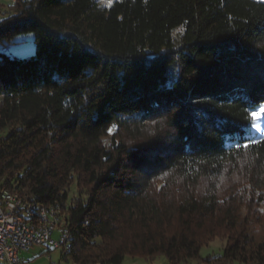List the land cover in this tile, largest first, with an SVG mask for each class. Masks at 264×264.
Here are the masks:
<instances>
[{"label":"trees","instance_id":"16d2710c","mask_svg":"<svg viewBox=\"0 0 264 264\" xmlns=\"http://www.w3.org/2000/svg\"><path fill=\"white\" fill-rule=\"evenodd\" d=\"M11 7L0 18V190L60 209L71 237L61 259L264 264V136L249 115L264 105V3ZM21 34L33 35L31 57L6 53ZM216 238L221 254L201 260Z\"/></svg>","mask_w":264,"mask_h":264},{"label":"built area","instance_id":"2783aa9c","mask_svg":"<svg viewBox=\"0 0 264 264\" xmlns=\"http://www.w3.org/2000/svg\"><path fill=\"white\" fill-rule=\"evenodd\" d=\"M7 190V189H4ZM14 194V203L0 202V264H21L20 254L28 252L34 246L51 245L56 250H66L68 247L67 231L64 223L58 222V227H49L46 218L38 216L40 233L30 234L24 226V215L30 208L28 196ZM51 208L54 210L55 205ZM57 239H52L53 234Z\"/></svg>","mask_w":264,"mask_h":264},{"label":"rangeland","instance_id":"374dc122","mask_svg":"<svg viewBox=\"0 0 264 264\" xmlns=\"http://www.w3.org/2000/svg\"><path fill=\"white\" fill-rule=\"evenodd\" d=\"M15 0H0V18L3 17L8 10H12L11 6L13 5ZM258 2H263L264 0H254ZM11 7V8H10ZM9 11V12H10ZM35 52V47H34V42H33V35L32 34H21L18 35L14 38L13 43L9 44L6 47V53L11 56V57H19V58H26V57H31L34 55ZM255 112L260 113V110L257 109ZM253 120V117H252ZM257 126L261 129L260 131H257L255 127L251 126L254 133L257 134L258 136H264V116L263 114L259 115V118L256 120ZM6 135V131L1 132L0 136ZM75 192V187L72 186L70 189V196L72 193L74 194ZM253 231L259 233L260 235L262 234V229L260 228V225L258 226H253ZM52 239H57V234L54 233L52 236ZM224 240L216 238L212 242L209 243L208 246H205L201 248L199 252L200 259L205 260L208 257H213V256H219L221 254V249L224 246ZM33 250H43L44 254L40 255L37 254L35 257V261L38 262V264H73L72 262L69 261H64L61 259V251L53 249L51 245H46V246H34L32 249ZM49 251V252H47ZM33 257V256H32ZM136 264H168L167 260L165 259L164 256L159 255L156 256L152 259H144V258H137V259H132V258H125L122 264H133V261H136ZM27 264V261H26ZM186 264H202V263H196L195 261H189Z\"/></svg>","mask_w":264,"mask_h":264},{"label":"bare ground","instance_id":"6f19581e","mask_svg":"<svg viewBox=\"0 0 264 264\" xmlns=\"http://www.w3.org/2000/svg\"><path fill=\"white\" fill-rule=\"evenodd\" d=\"M0 202L3 203H14V194L8 193L7 190H0ZM28 203L30 204V208L27 209V214L24 215V226L27 232L30 234H37L40 233V226L38 224V216H43L46 218V224L49 227H58V222H62V216L60 209L55 206V216L54 218V210L51 206L40 205L36 201H33L28 198ZM67 231V240L68 245L70 243V234L68 229L65 227Z\"/></svg>","mask_w":264,"mask_h":264},{"label":"crops","instance_id":"0c3cea01","mask_svg":"<svg viewBox=\"0 0 264 264\" xmlns=\"http://www.w3.org/2000/svg\"><path fill=\"white\" fill-rule=\"evenodd\" d=\"M49 252V251H47ZM39 254L42 255L44 254L43 250H29L28 252H23L20 254V261H21V264H26V261H27V264H38L37 261H35V257L36 255ZM33 256V257H32ZM137 260L136 261H133V264H136ZM50 264H53V263H50Z\"/></svg>","mask_w":264,"mask_h":264},{"label":"snow or ice","instance_id":"6c2138e0","mask_svg":"<svg viewBox=\"0 0 264 264\" xmlns=\"http://www.w3.org/2000/svg\"><path fill=\"white\" fill-rule=\"evenodd\" d=\"M107 2L110 4V3H111V0H107ZM257 107H259V109H260V113H257V112H255V111H253V112L249 113V115H250L251 117H253V120H252V126L255 127L257 131H260L261 129L257 126V124H256V120L259 118V115H260V114H264V105L257 106ZM109 131L111 132V129H109ZM255 142H256V141L250 139V143H255ZM248 146H249L248 143H245V144L243 145V147H245V148H247Z\"/></svg>","mask_w":264,"mask_h":264}]
</instances>
